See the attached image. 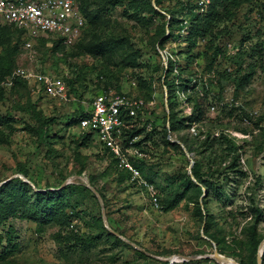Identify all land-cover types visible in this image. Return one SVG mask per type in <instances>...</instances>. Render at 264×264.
<instances>
[{"label": "rangeland", "instance_id": "obj_1", "mask_svg": "<svg viewBox=\"0 0 264 264\" xmlns=\"http://www.w3.org/2000/svg\"><path fill=\"white\" fill-rule=\"evenodd\" d=\"M194 1L88 0L92 25L72 48L43 42L26 49L12 30H0V183L12 181L0 194V264H164L161 258L172 256L168 264H226L212 257L216 251L258 264L264 0L236 11L217 0L192 23L183 8ZM22 67L62 79L67 98L39 94L14 74ZM104 91L150 104L143 117L154 119L155 131L142 175L160 206L101 158L99 146L66 130L75 110ZM34 105L57 119L47 138ZM221 133L234 136L239 150L228 155L220 139L224 152L216 159L205 142ZM69 181L62 193L36 201L35 192L61 191ZM103 207L110 228L126 240L105 225Z\"/></svg>", "mask_w": 264, "mask_h": 264}, {"label": "built area", "instance_id": "obj_2", "mask_svg": "<svg viewBox=\"0 0 264 264\" xmlns=\"http://www.w3.org/2000/svg\"><path fill=\"white\" fill-rule=\"evenodd\" d=\"M211 2L198 0V10L206 12ZM4 25L22 30L26 49L33 48L41 37L60 38L67 46H73L86 28V18L80 0H0V26ZM14 74L28 80L34 90L43 88L51 97L67 98V85L62 79L24 67ZM84 105L87 114L80 120V129L96 133L99 148L109 149L118 166L130 173L137 186L149 192L154 205L160 206L154 184L143 177L137 166L147 157V152L136 145L140 136L129 138L126 134L132 127L128 118L133 120L139 112L144 114L150 104L137 96L104 91L84 101Z\"/></svg>", "mask_w": 264, "mask_h": 264}, {"label": "trees", "instance_id": "obj_3", "mask_svg": "<svg viewBox=\"0 0 264 264\" xmlns=\"http://www.w3.org/2000/svg\"><path fill=\"white\" fill-rule=\"evenodd\" d=\"M81 1V10L83 12L84 17L86 18V28L82 34V36L80 37V39L76 42V44H74L73 46H67L66 44L63 43V40L60 38H45V37H41L39 38V40L35 43V47H38L39 44L43 43V42H53V46L57 47V48H67V47H75L77 46L80 41L82 40V38L85 36V33H87V31L90 29L91 27V20L89 19V12L87 11V7L85 5L86 1L88 0H80ZM217 0H212L211 4H210V9L209 11L213 10V7L215 5ZM254 0H224V4L227 7L233 8L234 11L240 9L242 6L244 5H248L251 4ZM189 2V1H188ZM199 4H198V0L192 2V3H187L183 9L187 10V14L188 17L191 18L192 23H194L197 18L202 16H205L207 13H209V11L207 10L204 14L201 13L198 10ZM96 12L98 13V11L96 10ZM95 13L93 15L92 20L94 19V21L98 20V14ZM171 19H175V18H171ZM182 21V20H180ZM183 22V21H182ZM4 28V29H9L8 31L12 30L13 33L16 34V36L19 37V39L22 41L23 44H25V39L23 38V33L22 30L12 26V25H4V26H0V30ZM181 29V26H180ZM171 68V65H170ZM104 75V74H101ZM244 79L246 81L251 80V75L249 76L248 73L247 75L244 77ZM71 83L69 81L68 86H70ZM72 86V85H71ZM107 90L108 86L105 87ZM37 90V89H36ZM39 92V94L43 95H47L44 91V89H40L37 90ZM72 91V90H71ZM69 89V92H71ZM121 94H124L122 92H119ZM99 94V93H97ZM96 94V95H97ZM80 97H82V93L81 95H79ZM93 97V96H92ZM90 100V98L88 99ZM33 114H34V118L37 120V126L40 130V134L44 135L46 138L49 136V127L57 120L56 117H52V116H46L44 114V112L40 109L37 108V106H33ZM199 117L202 115V111L201 109L199 110ZM86 110L84 109V107L78 108L77 110H75L74 114L67 120L66 122V130L70 129L72 127L76 128L80 133V134H76V132L73 133V135H77L80 137L82 142H87L89 143V146L92 145V143H95V145L99 146L98 142H97V138H96V133L88 131V130H81L79 127L80 124V120L86 116ZM143 115H145V113H141L139 112V115L136 119L131 120L130 118H128V120H130V124L132 125L131 128L126 130V134L129 138L134 137V136H140L139 140L136 142V145L140 146L141 148H143L144 151L145 150V146H148L150 142H152V139L154 137V119L149 117L146 120L144 119ZM199 117H197L199 119ZM150 124V129H148V126ZM209 137H211L209 135ZM220 139H224L227 146H226V150L228 151L227 154H232V153H236L239 148H238V144H237V139L234 136H227L224 133H221L219 136H213L210 140L207 139L205 144L210 141L209 144V148L212 149V153L211 156H213L214 153H216V159L219 158L218 155L221 152H224V150H220L219 147H217L216 143L218 142V140ZM169 144H171L170 146H179L177 143H172L170 140H167ZM91 143V144H90ZM101 152H98V155L101 156V158H105L107 160L110 161V166H112L113 168H115L116 170L121 171V173L130 176V173L125 170L122 169L118 166V160L116 158L113 157V155L111 154V152L109 151V149H105V150H100ZM226 159V157H225ZM145 164H146V160L143 159L140 163L137 164V166L140 168L142 174L144 172V168H145ZM144 175V174H143ZM194 175L197 176V172L194 170ZM189 181H192L191 176L189 175L188 177ZM20 182H23L21 179H18ZM12 181H8L7 183H5L4 185H2L0 187V194L4 189V186L6 184H10ZM24 183V182H23ZM83 188L85 189H89L84 185H81ZM68 186H65V188H63V190L61 191H57V192H53V191H47V192H35L36 194V201L40 202L42 200H46L47 197L53 193H62L63 191L66 190ZM90 190V189H89ZM92 192V191H91ZM164 264H168V262H164Z\"/></svg>", "mask_w": 264, "mask_h": 264}, {"label": "water", "instance_id": "obj_4", "mask_svg": "<svg viewBox=\"0 0 264 264\" xmlns=\"http://www.w3.org/2000/svg\"><path fill=\"white\" fill-rule=\"evenodd\" d=\"M25 181H27V182H31L30 180H28L27 178H25V177H22ZM80 178H82L83 180H86V178L85 177H83V176H80ZM10 179H8V180H6V181H4V182H1L0 183V186H2V185H4L5 183H7L8 181H9ZM69 183H71L70 181L69 182H65L60 188H64L65 186H67ZM94 192H96V194H98L97 193V191H96V189L94 188V187H92L91 185H90V183H88L87 184ZM37 190H39L38 188H36ZM98 196H99V198H100V200L102 201V198L100 197V195L98 194ZM103 216H104V222H105V225L113 232V233H115L117 236H119V237H121V238H124L125 240H126V238L122 235V234H120V233H118V232H116V231H114L113 229H111L110 228V226H109V224H108V220H107V217H106V212H105V208L103 207ZM264 246V241L261 243V250H260V254H259V259H258V264H262V247ZM212 257L214 258V259H216V260H218L219 262H230V263H232V264H240L239 262H237V261H235L234 259H232L231 257H229V256H226V255H224V254H221V253H219L218 251H216L213 255H212ZM183 258L185 259V260H187V259H190V258H194V257H189V256H183ZM161 259H163V260H165L166 262H168V263H171V262H175L176 261V257H170V258H161Z\"/></svg>", "mask_w": 264, "mask_h": 264}, {"label": "bare ground", "instance_id": "obj_5", "mask_svg": "<svg viewBox=\"0 0 264 264\" xmlns=\"http://www.w3.org/2000/svg\"><path fill=\"white\" fill-rule=\"evenodd\" d=\"M226 264H232V263H230V262H225Z\"/></svg>", "mask_w": 264, "mask_h": 264}]
</instances>
